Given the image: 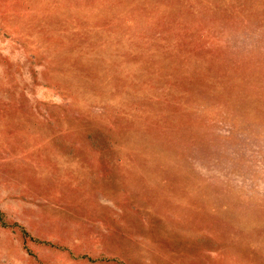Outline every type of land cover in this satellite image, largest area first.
<instances>
[{
    "label": "rangeland",
    "instance_id": "rangeland-1",
    "mask_svg": "<svg viewBox=\"0 0 264 264\" xmlns=\"http://www.w3.org/2000/svg\"><path fill=\"white\" fill-rule=\"evenodd\" d=\"M0 264H264V0H0Z\"/></svg>",
    "mask_w": 264,
    "mask_h": 264
},
{
    "label": "trees",
    "instance_id": "trees-1",
    "mask_svg": "<svg viewBox=\"0 0 264 264\" xmlns=\"http://www.w3.org/2000/svg\"><path fill=\"white\" fill-rule=\"evenodd\" d=\"M24 231V233L26 234V235H28V233L26 232V230H23Z\"/></svg>",
    "mask_w": 264,
    "mask_h": 264
}]
</instances>
